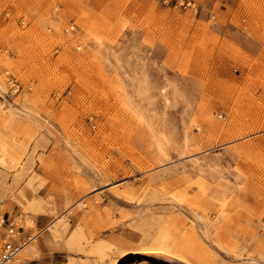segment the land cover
Returning a JSON list of instances; mask_svg holds the SVG:
<instances>
[{
    "label": "rangeland",
    "instance_id": "obj_1",
    "mask_svg": "<svg viewBox=\"0 0 264 264\" xmlns=\"http://www.w3.org/2000/svg\"><path fill=\"white\" fill-rule=\"evenodd\" d=\"M188 1L0 0L6 264H264V0Z\"/></svg>",
    "mask_w": 264,
    "mask_h": 264
},
{
    "label": "built area",
    "instance_id": "obj_2",
    "mask_svg": "<svg viewBox=\"0 0 264 264\" xmlns=\"http://www.w3.org/2000/svg\"><path fill=\"white\" fill-rule=\"evenodd\" d=\"M159 2L170 5L175 4L182 6L184 8H188L191 6V2L188 0H158ZM73 29V27H71ZM10 90L14 93L20 92L19 85L17 82L11 78L10 81ZM0 230H4V234L2 237V246H1V257H0V264H6L10 262L11 258L12 260L14 257L17 256L18 246L24 247L27 242H22L21 244H18L14 241V238L19 236L21 234L20 228L17 227L14 220L5 217L4 215H0Z\"/></svg>",
    "mask_w": 264,
    "mask_h": 264
},
{
    "label": "bare ground",
    "instance_id": "obj_3",
    "mask_svg": "<svg viewBox=\"0 0 264 264\" xmlns=\"http://www.w3.org/2000/svg\"><path fill=\"white\" fill-rule=\"evenodd\" d=\"M2 90V89H1ZM3 91V90H2ZM198 217H199V219H202V216L201 215H198ZM31 239H33V237L32 238H30V240ZM218 245V244H217ZM17 249H18V252L17 253H20V252H22V249H23V247L22 246H18L17 247ZM159 250H162V251H166L165 249H163V248H154V249H152V251H149V252H147L146 253V255H148V256H154V257H156V256H162V257H165L164 255H162L160 252H158ZM168 254H169V252L168 251H166ZM0 257H1V254H0ZM16 257H14V259H15ZM167 259H169V260H171L172 258H170V257H166ZM172 260H174V259H172ZM12 261V258H11V260H10V262ZM114 264H116V263H114Z\"/></svg>",
    "mask_w": 264,
    "mask_h": 264
},
{
    "label": "trees",
    "instance_id": "obj_4",
    "mask_svg": "<svg viewBox=\"0 0 264 264\" xmlns=\"http://www.w3.org/2000/svg\"><path fill=\"white\" fill-rule=\"evenodd\" d=\"M125 258H127V256ZM125 258L121 259L118 264H121L125 260Z\"/></svg>",
    "mask_w": 264,
    "mask_h": 264
}]
</instances>
